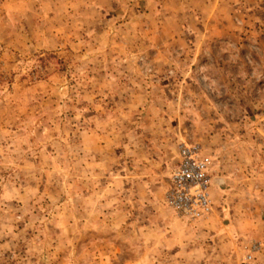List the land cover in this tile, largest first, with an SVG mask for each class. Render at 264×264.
<instances>
[{
    "label": "rangeland",
    "instance_id": "rangeland-1",
    "mask_svg": "<svg viewBox=\"0 0 264 264\" xmlns=\"http://www.w3.org/2000/svg\"><path fill=\"white\" fill-rule=\"evenodd\" d=\"M145 3L59 5L0 50V264H264V0ZM191 148L213 212L160 216Z\"/></svg>",
    "mask_w": 264,
    "mask_h": 264
},
{
    "label": "crops",
    "instance_id": "crops-1",
    "mask_svg": "<svg viewBox=\"0 0 264 264\" xmlns=\"http://www.w3.org/2000/svg\"><path fill=\"white\" fill-rule=\"evenodd\" d=\"M86 1L87 0H77V2L80 3L79 6H77L76 12L73 14L74 7L69 11L68 4L66 3L67 0H0V50H4L6 53H15L16 55L19 51L24 52L26 48L29 50L30 48L33 49L35 42L32 31L34 28L31 26L32 23L37 20L42 23L45 22L46 16L51 17L52 12L56 11L59 5H61V8L63 5H66L68 14H73L76 21L80 19L79 22L81 24L87 21L84 20L86 10L94 9L95 7V10H92L93 16H97L101 11H104L101 9L102 7H100L101 0H89L92 8L86 7ZM238 1L239 0H188V6L194 8L193 12L203 11L207 14H216L217 12L220 14H227L230 10H234V7H237ZM252 1L254 2L257 0ZM145 6L147 10L146 13H159V0L158 3L153 2V0H146ZM2 60H4L3 57L0 58V62H2ZM165 193H167L166 188L160 189L159 195L162 196L159 197V215L163 217L166 215L164 212V201H166L164 200L166 198ZM164 222L166 223L168 220Z\"/></svg>",
    "mask_w": 264,
    "mask_h": 264
},
{
    "label": "built area",
    "instance_id": "built-area-1",
    "mask_svg": "<svg viewBox=\"0 0 264 264\" xmlns=\"http://www.w3.org/2000/svg\"><path fill=\"white\" fill-rule=\"evenodd\" d=\"M183 156L181 164L171 174L166 204L183 218H206L213 212L209 164L197 148L184 150Z\"/></svg>",
    "mask_w": 264,
    "mask_h": 264
}]
</instances>
